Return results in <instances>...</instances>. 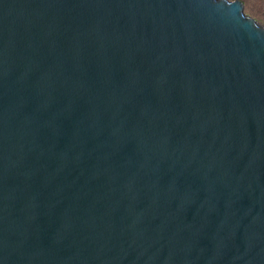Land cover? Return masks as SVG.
Listing matches in <instances>:
<instances>
[{
  "label": "water",
  "instance_id": "1",
  "mask_svg": "<svg viewBox=\"0 0 264 264\" xmlns=\"http://www.w3.org/2000/svg\"><path fill=\"white\" fill-rule=\"evenodd\" d=\"M0 264H264L240 0H0Z\"/></svg>",
  "mask_w": 264,
  "mask_h": 264
},
{
  "label": "rangeland",
  "instance_id": "2",
  "mask_svg": "<svg viewBox=\"0 0 264 264\" xmlns=\"http://www.w3.org/2000/svg\"><path fill=\"white\" fill-rule=\"evenodd\" d=\"M235 1V0H230ZM244 4V12L264 27V0H240Z\"/></svg>",
  "mask_w": 264,
  "mask_h": 264
}]
</instances>
